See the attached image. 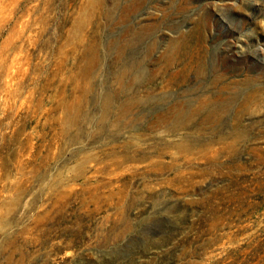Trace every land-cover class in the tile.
Listing matches in <instances>:
<instances>
[{
    "label": "rangeland",
    "instance_id": "374dc122",
    "mask_svg": "<svg viewBox=\"0 0 264 264\" xmlns=\"http://www.w3.org/2000/svg\"><path fill=\"white\" fill-rule=\"evenodd\" d=\"M0 264H264V0H0Z\"/></svg>",
    "mask_w": 264,
    "mask_h": 264
},
{
    "label": "bare ground",
    "instance_id": "6f19581e",
    "mask_svg": "<svg viewBox=\"0 0 264 264\" xmlns=\"http://www.w3.org/2000/svg\"><path fill=\"white\" fill-rule=\"evenodd\" d=\"M139 1V0H138ZM115 7V6H114ZM163 7V6H161ZM130 8V7H129ZM132 8V6H131ZM161 12V11H160ZM152 19V18H151ZM164 21V20H163ZM207 28V27H206ZM134 30V29H133ZM196 38V37H195ZM204 46V45H203ZM170 53L172 51H169ZM169 54V53H168ZM204 57V56H203ZM116 58L120 59L121 56L119 55V53L116 51ZM117 59V60H118ZM117 60H115V62H117ZM200 60V59H199ZM198 60V61H199ZM207 60V59H206ZM196 61V60H195ZM194 61V62H195ZM202 61H204L202 59ZM114 62V63H115ZM165 63L162 67H159L157 70L159 72H162V74L164 75H169V74H172V70L170 68L171 64H172V60L170 59V57H166L165 59ZM208 64H209V61H208ZM92 65V64H91ZM211 65V64H210ZM209 66V65H208ZM201 68V67H200ZM124 68H115L114 70V76H115V95H120L122 94L123 92L126 91V88H128L131 84L133 83H136L137 81L140 80V77H143L146 75L147 79L148 78H153L155 76V72L151 75L149 74H144L142 71H140L138 69V67H134V66H131L129 67V69H124ZM217 71V70H216ZM178 72L175 73V75H177ZM93 76V72L90 73V79L92 78ZM173 75H170V78H172ZM218 78V77H217ZM247 78V77H246ZM221 81V80H220ZM226 81V80H225ZM235 81V80H234ZM146 82V81H145ZM207 83V82H206ZM230 83V82H229ZM250 83V82H249ZM217 85V84H216ZM238 86V85H237ZM221 87V86H220ZM244 87V86H243ZM251 87V86H250ZM207 88V87H206ZM232 88V87H231ZM166 89V88H165ZM208 89V88H207ZM219 89V88H218ZM215 90V89H214ZM240 90V89H239ZM219 91V90H218ZM236 91V90H235ZM244 91V90H242ZM90 92V91H89ZM223 92V91H221ZM240 93V92H238ZM252 93V92H251ZM262 93V92H261ZM213 94V93H212ZM211 94V95H212ZM226 94V93H225ZM236 94V93H235ZM247 94V93H246ZM209 95V94H208ZM233 95V94H232ZM240 96V95H239ZM254 96V95H253ZM248 97V95H247ZM246 97V99H247ZM126 98H129V97H126ZM213 98V97H212ZM225 98V97H224ZM234 98V96H233ZM252 98V97H251ZM260 98V97H259ZM206 99V98H204ZM229 100V99H228ZM239 100V99H238ZM249 100V99H248ZM247 100V101H248ZM172 101V100H171ZM234 101V100H233ZM203 102V100H202ZM215 102V101H214ZM227 102V101H226ZM237 102V101H236ZM243 102V101H242ZM206 103V102H205ZM241 104V103H239ZM236 105V104H235ZM244 105V104H243ZM211 107H212V104H211ZM230 107V106H229ZM254 107V106H253ZM243 108V107H242ZM245 108V106H244ZM243 108V109H244ZM217 109V108H216ZM241 109V108H240ZM237 110V109H236ZM124 111V110H123ZM216 111V110H215ZM214 111V112H215ZM235 111V110H234ZM252 111V110H251ZM245 112V110H244ZM194 113V110L191 111L190 113L187 114V116H190V114H193ZM209 113V112H208ZM259 113V112H258ZM155 114V113H154ZM242 116V115H241ZM250 116V115H248ZM177 117V121L171 126V129L173 130H176L178 129L179 127H177V122L182 119V117L184 118V115L183 114H177L176 115ZM227 117V116H226ZM218 118V117H217ZM236 118V117H235ZM246 118V117H245ZM254 118V117H253ZM260 118V117H259ZM228 119V118H227ZM242 120V118H241ZM240 120V121H241ZM246 120V119H245ZM258 120V119H257ZM184 121V120H183ZM201 121V120H200ZM214 121V120H213ZM224 121V120H223ZM256 122V121H255ZM158 123V122H157ZM168 123V122H167ZM225 123V122H224ZM258 123V122H256ZM213 124V123H212ZM240 124V123H239ZM254 124V123H253ZM185 121H184V124L182 126V128L185 127ZM228 125V124H227ZM205 126V125H204ZM229 126V125H228ZM162 127V126H161ZM219 128V127H218ZM217 128V129H218ZM239 128V127H238ZM241 128V127H240ZM245 128V127H244ZM153 129V127H148V133H147V136H146V140L150 141V140H153L154 139V136L156 134H153L151 132V130ZM208 129V128H207ZM224 132V131H223ZM181 134V133H180ZM236 136V135H235ZM219 137V136H218ZM180 138V137H179ZM139 138L136 136H130L128 138H126V141L121 145L119 146V151H120V155L118 157H115L111 160V164L116 166V167H120L122 164L124 163H128L130 162L132 159L135 158V155H137L138 153H146L145 151H141L139 149V145L137 146L136 143L134 142V140H138ZM143 139V138H142ZM186 139V138H185ZM216 139V138H215ZM157 140V139H156ZM175 140V139H174ZM178 140V139H177ZM168 141V140H167ZM232 141V139H231ZM242 143V141H241ZM148 144V143H147ZM198 146V145H197ZM144 147V146H143ZM210 147V146H208ZM141 148V147H140ZM235 148V147H234ZM178 149H180L181 151H183L185 149V147L181 144H178ZM194 149V148H193ZM152 150V148H151ZM150 150V151H151ZM113 153V151H111ZM195 152V151H194ZM193 152V153H194ZM179 153V152H178ZM164 155L163 152H160L158 151L157 152V156H162ZM168 156V155H167ZM173 156V155H172ZM215 156V155H214ZM108 158L111 157V155L109 154L107 156ZM188 157V156H187ZM173 159V158H172ZM142 160V159H140ZM149 160V159H148ZM152 161V160H151ZM150 161V163H151ZM220 161V160H219ZM130 164V163H129ZM203 164V163H202ZM142 165V164H141ZM216 165V164H215ZM143 166V165H142ZM149 165H146V168L148 167ZM199 169V168H198ZM169 170V169H168ZM171 171V170H170ZM121 172V171H120ZM156 172V171H155ZM186 172V171H185ZM124 173V172H122ZM130 174V173H129ZM133 174V173H132ZM130 174V175H127L126 177L124 176H121L119 175L118 177L116 178H113V184L111 185V188H110V181H108L105 186H107L109 188V193L113 195V197H119V196H122L124 198V206H123V210L125 209V207H131L133 206L136 202L139 201V199L145 197L147 195V190L142 188L141 190H136V187L134 188H131L130 187V181L131 179L133 178V175ZM167 174V173H166ZM174 175V174H173ZM138 176V175H137ZM138 178V177H136ZM141 178V176H140ZM145 179V178H144ZM154 179V178H153ZM157 180V178H156ZM139 181V180H138ZM159 181V180H158ZM154 182V181H153ZM173 183H171L172 185ZM151 186V185H150ZM175 186V185H174ZM143 187V186H142ZM167 187V186H166ZM188 187V186H187ZM157 188V187H156ZM130 190V194H128V191ZM179 191V190H178ZM159 192V191H158ZM175 192V191H174ZM126 194H128L129 196H127ZM150 194V193H149ZM149 196V195H148ZM112 198V197H111ZM121 206V205H120ZM184 241V240H183Z\"/></svg>",
    "mask_w": 264,
    "mask_h": 264
}]
</instances>
